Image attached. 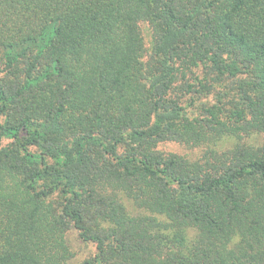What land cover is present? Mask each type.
Returning <instances> with one entry per match:
<instances>
[{
  "label": "trees",
  "instance_id": "1",
  "mask_svg": "<svg viewBox=\"0 0 264 264\" xmlns=\"http://www.w3.org/2000/svg\"><path fill=\"white\" fill-rule=\"evenodd\" d=\"M260 135L264 0H0V264H264V143L158 149Z\"/></svg>",
  "mask_w": 264,
  "mask_h": 264
},
{
  "label": "rangeland",
  "instance_id": "2",
  "mask_svg": "<svg viewBox=\"0 0 264 264\" xmlns=\"http://www.w3.org/2000/svg\"><path fill=\"white\" fill-rule=\"evenodd\" d=\"M142 30L145 35L146 41L150 42L152 38L151 34V28L147 24L142 25ZM203 114V109L201 106H198L196 108V112L193 115H190V117L193 118H201V115ZM213 140H209L204 142L201 146L198 147H190L181 143L177 142H166V143H160L158 145V149L167 154V155H178L181 157H186L192 161H199L202 159L206 154L209 153L210 150L216 149L219 152H225L229 151L235 148V146L239 143L241 145H246L252 148H261L264 143V136H255L251 138L244 137L240 140V142L237 139H234L232 141L224 140V141H218V143L214 144ZM124 203L127 207V209L132 213H137L136 206L134 205V202L131 200L124 198ZM74 247L76 250V258L74 259L75 262L83 261L86 258H89L91 254L94 252V249L91 245H85L84 243L80 241H75Z\"/></svg>",
  "mask_w": 264,
  "mask_h": 264
}]
</instances>
